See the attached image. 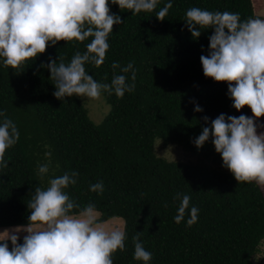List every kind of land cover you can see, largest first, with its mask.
Returning <instances> with one entry per match:
<instances>
[{"label":"trees","instance_id":"16d2710c","mask_svg":"<svg viewBox=\"0 0 264 264\" xmlns=\"http://www.w3.org/2000/svg\"><path fill=\"white\" fill-rule=\"evenodd\" d=\"M168 2L159 0L152 13L136 15L109 5L124 22L109 35L105 62L85 68L96 81L110 83L121 74L112 69L113 62L122 67L132 62L136 87L121 99L102 92L111 110L101 124L90 118L81 97L56 99L50 71L41 67L59 56L70 62L92 38L50 45L18 69L0 62V111L20 133L5 154L9 166L0 168V229L25 225L35 187L46 188L50 178L75 171L77 183L66 189L70 198L81 206L94 203L104 220L125 222V250L114 254L113 264H143L133 258L132 237L138 232L152 253L149 264H255L264 241V189L238 183L211 139L200 149L194 144L220 114L249 116V108L235 110L227 84L203 74L200 57L208 54L213 30L194 39L184 20L190 7L238 12L242 20L264 18L259 13L264 0H170L173 6L161 22L156 12ZM126 75L132 83L131 73ZM196 106L203 111H194ZM157 139L177 144L196 162L160 158ZM49 161V173L41 179L38 165ZM99 181L103 193L90 191ZM177 193L189 195L190 207L199 209L192 227L186 226L188 215L180 224L174 222Z\"/></svg>","mask_w":264,"mask_h":264},{"label":"clouds","instance_id":"9594fccd","mask_svg":"<svg viewBox=\"0 0 264 264\" xmlns=\"http://www.w3.org/2000/svg\"><path fill=\"white\" fill-rule=\"evenodd\" d=\"M158 3L159 0H0V62L18 69L45 53L50 45L92 38L86 50L77 51L70 62L65 63L59 56V63L49 58L50 63L41 65L50 71L56 89L53 95L58 100L73 95L95 100L106 92L121 99L126 92L135 91L136 70L132 62L123 67L113 62L112 69H119L121 74L113 75L110 83L96 81L85 65L98 68L105 62L109 35L114 25L124 22L111 12L110 4L136 15L152 13ZM172 6L169 0L156 12V18L164 21ZM184 21L194 39L205 30H213L208 54L200 57L203 74L214 82L227 84L235 110L247 106L252 113L251 117L220 114L210 124L204 116L208 126L202 128L194 144L200 149L211 139L223 167L238 183L264 187V131H258L264 125L257 123L264 117V18L242 20L238 12L190 7ZM128 73L132 83L128 82ZM194 111L203 109L196 106ZM0 118V168H7L5 154L19 141L20 133L6 112L0 111ZM49 169L50 161L38 165L41 179ZM78 175L75 171L64 172L50 178L46 188L35 187L27 203V223L0 232V264H113L114 254L125 250L126 232L99 222L94 203L81 206L70 198L66 189L77 183ZM90 191L102 194L103 181L91 184ZM174 198L180 201L174 222L180 224L188 215L186 226L195 225L199 209L190 207L191 197L177 193ZM20 233H25L22 243ZM132 242L133 258L149 264L152 253L140 241L139 232Z\"/></svg>","mask_w":264,"mask_h":264},{"label":"rangeland","instance_id":"374dc122","mask_svg":"<svg viewBox=\"0 0 264 264\" xmlns=\"http://www.w3.org/2000/svg\"><path fill=\"white\" fill-rule=\"evenodd\" d=\"M261 16H264V8L259 12ZM85 101L86 108L89 110V116L96 124H101L105 118L110 114V106L106 103L104 98L100 96L95 100H88L87 98H82ZM245 106L241 111H244ZM252 116L251 110L249 109V117ZM258 124L264 125V117H261L258 121ZM258 131H264V128L258 129ZM155 151L156 154L163 159H167L169 161H181L184 163L192 162L195 163L196 160L191 158L190 156H185L183 154V149L177 144H165L161 139H157L155 141ZM264 189V187H262ZM97 220L103 223L106 227H120L125 230V222L123 219L115 217L111 219L104 220L102 215L97 212ZM14 227L2 228L0 232L5 229H11ZM25 233H20L21 239H23V235ZM253 262L255 264H264V241L260 245L259 253L253 258Z\"/></svg>","mask_w":264,"mask_h":264}]
</instances>
